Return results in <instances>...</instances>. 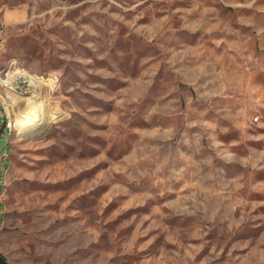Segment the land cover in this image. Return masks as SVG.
<instances>
[{"label":"rangeland","instance_id":"374dc122","mask_svg":"<svg viewBox=\"0 0 264 264\" xmlns=\"http://www.w3.org/2000/svg\"><path fill=\"white\" fill-rule=\"evenodd\" d=\"M0 20V70L40 83L9 94L11 131L0 105L7 264H264V0H0Z\"/></svg>","mask_w":264,"mask_h":264},{"label":"bare ground","instance_id":"6f19581e","mask_svg":"<svg viewBox=\"0 0 264 264\" xmlns=\"http://www.w3.org/2000/svg\"><path fill=\"white\" fill-rule=\"evenodd\" d=\"M3 50L0 51V53ZM21 72V77H26V88H33V85H35V88L38 87L39 84L36 82L38 79L30 75L26 72ZM0 87L2 92H9V83H2V80L0 79ZM33 91V90H32ZM24 93H27L24 91ZM35 97V96H33ZM34 103V106H31V104ZM39 103L32 102L29 103L26 107L23 108L22 112L17 116V125L18 123H21L19 125V129L21 130V134L25 133L27 136H32V135H38L40 132L45 130V126L47 125L45 121V113H44V108L41 105H37ZM44 120V121H43ZM12 122L11 119L9 118V126L8 129L11 131L12 130Z\"/></svg>","mask_w":264,"mask_h":264},{"label":"built area","instance_id":"2783aa9c","mask_svg":"<svg viewBox=\"0 0 264 264\" xmlns=\"http://www.w3.org/2000/svg\"><path fill=\"white\" fill-rule=\"evenodd\" d=\"M5 25L6 23L0 20V51L6 49V40H5ZM13 66V67H12ZM6 73L0 70V79L2 83H9V92H2L0 87V105L2 106V115L4 116V121L2 122V130L8 129L9 126V118L10 113L5 105L11 103V97L9 94L15 93L17 90H26L30 91L35 89V85L33 88H26V77H21V72L18 66L15 64L10 66ZM25 72L24 70H22ZM39 83V80L36 82ZM39 86V85H38ZM2 135V131H0V136ZM1 193V189H0Z\"/></svg>","mask_w":264,"mask_h":264},{"label":"trees","instance_id":"16d2710c","mask_svg":"<svg viewBox=\"0 0 264 264\" xmlns=\"http://www.w3.org/2000/svg\"><path fill=\"white\" fill-rule=\"evenodd\" d=\"M0 264H7L4 260H3V258L0 256Z\"/></svg>","mask_w":264,"mask_h":264}]
</instances>
